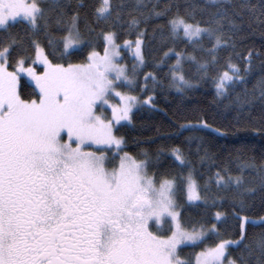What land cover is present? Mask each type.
Listing matches in <instances>:
<instances>
[{"label":"snow or ice","instance_id":"obj_1","mask_svg":"<svg viewBox=\"0 0 264 264\" xmlns=\"http://www.w3.org/2000/svg\"><path fill=\"white\" fill-rule=\"evenodd\" d=\"M221 7L202 23L188 6L182 14L178 5L172 13L170 3L159 11L153 4L145 15L142 9L147 3L135 0L128 14L130 29H138L141 18L144 23L151 17L167 18L161 26L162 54L153 71L144 73L143 91L148 90L149 81L161 83L157 70L173 55L175 62L168 65L169 87L183 92L193 86L184 74L185 61L197 64L201 79L208 76L210 65L218 62L217 52L229 46L224 22L232 21ZM69 9L68 0H0V30L6 33L0 36V264H237L229 249L244 243L248 217L235 214L240 229L236 240L219 238L216 222L222 220V212L215 213L216 222L210 226L201 221L186 223L184 204L203 201L207 206L208 200L184 152L179 147L170 149L173 163L165 168L163 148L157 150L155 159L146 150L133 155L125 150L124 137L116 135L121 121L132 122L134 108L153 104L151 96L141 103L131 94L140 72L148 67L140 38L145 33L138 32L131 75L119 60L121 48L131 49L132 44L128 40L123 46L117 43L118 34L112 30L100 33L103 54L89 41L84 62L53 63L38 39L41 33L61 59L85 46L80 13L72 10L69 14ZM123 10L116 0H100L94 14L98 22L120 20ZM17 22L24 24L29 37L26 48L9 31ZM53 28L63 35H54ZM169 40L173 45L185 41L210 60L200 62L186 50L177 51L168 46ZM205 40L210 47L204 45ZM18 48L22 51L13 58ZM250 56L245 74L251 69ZM37 63L43 72H37L33 66ZM226 67L212 77L217 97L245 82L241 68L230 58ZM22 75L30 79L36 98H22ZM117 97V103L110 102ZM245 102L251 101L239 96L234 101L240 107ZM105 106L111 109V117L105 114ZM202 127L211 128L206 122ZM251 167L255 165H242L241 172ZM216 184L234 186L241 207L245 194L255 192L246 186L243 174L217 172ZM259 187L264 190V176ZM181 246L193 250L182 254ZM259 247L264 251V241ZM240 264H247L243 255Z\"/></svg>","mask_w":264,"mask_h":264},{"label":"trees","instance_id":"obj_2","mask_svg":"<svg viewBox=\"0 0 264 264\" xmlns=\"http://www.w3.org/2000/svg\"><path fill=\"white\" fill-rule=\"evenodd\" d=\"M71 4L69 14L72 10L80 13V29L85 41L83 49H73L70 57L61 59L58 52L48 45L47 37L41 33L38 39L45 53L53 63H82L88 54L90 41L97 50L103 51V31L112 30L118 34L117 43L123 44L125 40L135 44L138 32L143 31V51L148 67L140 72L138 86L131 91V94L145 99L153 97L152 105L137 106L133 109L132 122H123L116 126L115 132L118 136H123L126 145L125 150L136 155L146 150L149 156L155 159L157 150L163 148L165 155L161 157V163L166 168L173 163V158L168 155L170 149L179 147L189 161L188 167L194 169L202 190L206 188L203 195L208 200L206 206L203 201L193 204H184V221L207 222L210 226L215 221L217 211L224 214L219 225L220 239L236 240L239 238V220L235 218L238 212L240 216L248 217L246 225V238L243 244L229 249L231 257L240 264L241 255L247 264H264V251L259 244L264 241V223H260L264 218V190L259 187L260 178L264 176V95H262V82H264V0H145L147 8L142 9L147 15V10L153 4L157 5V11L163 9L169 3L172 4L171 12L177 10V5L181 13H184L188 6L190 11H194V19L202 23L207 21L217 7L222 5L224 11L232 23L224 22L225 37L228 38L229 46L221 48L217 52L218 62L211 64L208 76L201 79V73L197 72V64L192 61H185V76L193 82V86L185 88L179 92L175 87H169L171 75L168 73V65L175 62L173 55L168 62L157 70L160 84L154 85L148 82V90L143 91L144 73L153 71L160 55L161 26L166 23V17H151L147 23L142 22L139 28H129L127 23L129 12L135 0H116L124 6L122 18L109 21H97L95 18V8L100 0H68ZM77 5H81L77 8ZM138 15L137 12H132ZM171 14V13H170ZM11 23V22H10ZM234 25V26H233ZM9 31L17 35L23 41L24 47L28 45L29 37L23 23H14ZM166 31V30H165ZM57 37L63 35L62 32L52 29ZM0 30V36H4ZM206 47H210L207 40L204 41ZM168 46H174L177 51L186 50L193 54L197 60L204 62L210 57L198 48L194 50L192 45L185 41L177 40L175 45L168 41ZM62 50V44L60 46ZM13 52L15 58L17 52ZM251 53V69L246 74L243 69L248 63ZM119 61L127 66L129 74H132L134 58L126 48H121ZM34 58V52H33ZM231 59V63L238 65L242 74L245 75L243 84L237 83L232 86L228 94L224 97H217L215 85L212 77L228 70L226 65ZM31 64V61H29ZM37 72H42L41 65H33ZM11 70V69H10ZM33 85L26 75H22L21 94L24 99H34ZM125 91L128 89L124 88ZM237 96L245 102L243 107L234 103ZM202 122H206L211 128L202 127ZM189 125V127H181ZM194 126V127H193ZM212 129H219V132ZM141 158H143L141 156ZM253 164L255 167L243 168L242 165ZM187 172V168H185ZM237 176L243 174L247 187L255 188V192L245 194L244 205L239 204V197L233 189L220 188L216 184V174ZM216 205L212 206V201ZM255 222V223H253ZM216 239L213 237V240ZM213 240L207 241L212 243ZM247 245V247H245ZM182 254H187L193 249L191 246H181ZM199 251V248L195 249Z\"/></svg>","mask_w":264,"mask_h":264},{"label":"rangeland","instance_id":"obj_3","mask_svg":"<svg viewBox=\"0 0 264 264\" xmlns=\"http://www.w3.org/2000/svg\"><path fill=\"white\" fill-rule=\"evenodd\" d=\"M132 44V43H131ZM122 46H123V44H121ZM124 48V47H123ZM126 49H128V48H126ZM129 50V53L131 54V56L134 58V60H135V63H136V59H135V44H133L132 45V48L131 49H128ZM101 54H103V51L101 52ZM119 63H121V64H123L122 62H120L119 61ZM38 65H41L42 66V64H39V63H37ZM124 65V64H123ZM42 68H43V66H42ZM44 70V69H43ZM43 72V71H42ZM121 90H124V89H121ZM125 91V90H124ZM133 95V94H132ZM118 100H119V98L117 97V98H114L113 100H111L110 102L111 103H117L118 102ZM140 101H141V103L143 102V99H140ZM99 111V110H98ZM105 114L106 115H108L109 117H111V109L110 108H108L107 106H105ZM123 122H127V121H121L120 123H123ZM65 135V139H67V136H66V134H64Z\"/></svg>","mask_w":264,"mask_h":264}]
</instances>
